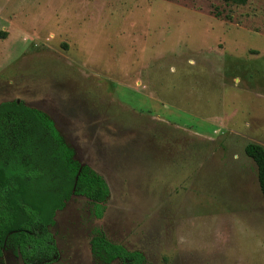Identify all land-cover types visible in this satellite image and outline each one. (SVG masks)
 Masks as SVG:
<instances>
[{
    "label": "rangeland",
    "instance_id": "374dc122",
    "mask_svg": "<svg viewBox=\"0 0 264 264\" xmlns=\"http://www.w3.org/2000/svg\"><path fill=\"white\" fill-rule=\"evenodd\" d=\"M12 102L48 116L109 189L101 219L80 196L56 213L55 264H103L94 228L145 264H264L244 154L264 148V0H0ZM0 264L22 263L6 247Z\"/></svg>",
    "mask_w": 264,
    "mask_h": 264
},
{
    "label": "trees",
    "instance_id": "16d2710c",
    "mask_svg": "<svg viewBox=\"0 0 264 264\" xmlns=\"http://www.w3.org/2000/svg\"><path fill=\"white\" fill-rule=\"evenodd\" d=\"M221 1L236 6L247 2ZM213 15L222 18L216 8ZM244 154L256 166L264 199V148L247 144ZM72 196L85 198L90 214L101 219L109 189L101 176L74 159L48 116L23 104H0V259L10 247L22 264L57 263L60 252L51 228ZM89 245L103 264H145L140 252L109 242L100 229H92Z\"/></svg>",
    "mask_w": 264,
    "mask_h": 264
},
{
    "label": "water",
    "instance_id": "95a60500",
    "mask_svg": "<svg viewBox=\"0 0 264 264\" xmlns=\"http://www.w3.org/2000/svg\"><path fill=\"white\" fill-rule=\"evenodd\" d=\"M55 126V125H54ZM56 128V127H55ZM57 130V129H56Z\"/></svg>",
    "mask_w": 264,
    "mask_h": 264
}]
</instances>
